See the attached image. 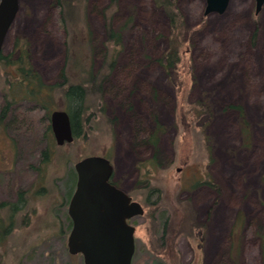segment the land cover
Masks as SVG:
<instances>
[{
  "label": "rangeland",
  "instance_id": "obj_1",
  "mask_svg": "<svg viewBox=\"0 0 264 264\" xmlns=\"http://www.w3.org/2000/svg\"><path fill=\"white\" fill-rule=\"evenodd\" d=\"M56 1L18 0L2 51L10 54L21 37L44 83H62L66 70L78 84L79 68L102 64V2L75 0L64 27ZM176 1L188 29L186 66L169 75L159 63L170 29L155 0H120L114 19L124 47L94 123L84 121L80 137L56 148L39 172L27 166L39 164L44 142L22 137L11 118L0 128V203H15L19 191L25 201L0 245V264H84L68 250L66 192L75 165L91 156L111 160L116 183L136 200L159 191L154 219L145 206L134 221L132 264H264V6L256 13L255 0H231L223 14L205 15L206 0ZM34 130L43 129L37 122ZM165 224L170 240L162 246Z\"/></svg>",
  "mask_w": 264,
  "mask_h": 264
},
{
  "label": "trees",
  "instance_id": "obj_2",
  "mask_svg": "<svg viewBox=\"0 0 264 264\" xmlns=\"http://www.w3.org/2000/svg\"><path fill=\"white\" fill-rule=\"evenodd\" d=\"M85 1L88 2L89 0ZM74 2L75 0L56 1L61 16L60 21L64 27L67 25L68 17L73 15L76 9ZM101 2V13L106 35L104 44L107 50L105 49L102 64L98 70L92 68L90 71H86L79 68L82 76H85L81 83H72L66 70L62 72V83L56 85L44 83L30 63L28 43L21 37L16 38L10 54L0 52V81L3 82L0 91V128L5 129L11 118V120L13 119V127L21 130V133L24 134L21 135L22 137L28 136L30 139H34L35 142H44L46 148L40 151L39 164L37 166L28 164L27 166V168L36 172H39L42 164L51 161V156L59 147L56 144L51 127L52 113L61 109L70 114L75 139H77L80 137L79 129L84 121V124L88 126L94 123L95 113L100 112L99 107L103 105L105 84L119 62L124 47V34L122 28L115 26L114 19L120 7V0H101ZM155 4L164 10L168 18L170 32L167 37V49L159 59V63L171 75L178 71L181 66H186L188 62L189 51L185 48L189 41L186 20L176 0H155ZM67 57L66 64H68L69 55ZM75 63L78 65L77 62ZM59 101L63 104L61 108H58ZM22 103H29L32 107L30 109L22 108L20 106ZM228 108L239 111L243 116L244 110L242 107L231 105ZM101 110L102 112L105 111L104 106L101 107ZM37 113L43 114V117L37 121L43 129L39 136L34 130L37 123L35 121L38 118L35 117ZM242 128L245 139L249 141V125L245 120L242 121ZM10 141L14 145L18 143L14 138H10ZM19 155L20 152L17 157ZM76 183L77 177L71 172L69 175V191L66 192L67 199H71L73 196ZM206 185L218 190V187L211 181H208ZM23 197L24 191H19L15 203H0V214L2 212L6 213V216L2 217L0 215V245L4 243L14 229V218L25 206ZM145 206L150 208V211L147 212L148 219L153 220L159 205L146 204Z\"/></svg>",
  "mask_w": 264,
  "mask_h": 264
},
{
  "label": "water",
  "instance_id": "obj_3",
  "mask_svg": "<svg viewBox=\"0 0 264 264\" xmlns=\"http://www.w3.org/2000/svg\"><path fill=\"white\" fill-rule=\"evenodd\" d=\"M256 1L259 13L264 0ZM230 0H206L205 15L223 14ZM18 0H0V52L18 11ZM51 127L57 146L75 141L70 114L54 111ZM76 190L69 205L72 229L68 250L82 256L84 264H132L136 252V228L128 220L143 216V207L133 202L110 181L114 174L111 161L103 156L87 157L75 165Z\"/></svg>",
  "mask_w": 264,
  "mask_h": 264
},
{
  "label": "flooded vegetation",
  "instance_id": "obj_4",
  "mask_svg": "<svg viewBox=\"0 0 264 264\" xmlns=\"http://www.w3.org/2000/svg\"><path fill=\"white\" fill-rule=\"evenodd\" d=\"M231 1V0H230ZM73 129H74V127H73ZM74 136H75V134H74ZM64 147V146H63ZM105 157V156H104ZM106 158V157H105ZM108 159V158H107ZM111 161V160H110ZM112 163V162H111ZM113 165V164H112ZM113 167H114V165H113ZM110 183L113 185V186H115L116 188H118V189H120V190H122L129 198H131L132 199V201L133 202H136V203H139L142 207H143V209H144V215L143 216H145V214H146V207H145V204H148V205H156L157 203V201L155 202V203H153V202H151V199L153 198V196L154 195H156V193H158L159 191L158 190H151L150 191V193H149V195H147V197H146V201H144L145 203H143L142 201H139V200H136V198L132 195V194H130V191H126L123 187H121V186H119L117 183H116V181H115V168H114V174H113V176H112V178H111V181H110ZM72 198V197H71ZM70 201H71V199L69 200V203H68V210H69V205H70ZM68 212V211H67ZM143 216H139V218H141V217H143ZM156 215H154V217H155ZM68 217H69V219H70V221H71V218H70V216H69V213H68ZM137 218V217H136ZM136 218H133L132 220H128V224L129 225H131V226H133V227H135L136 228V232H137V227L135 226V223H134V221H135V219ZM72 222V221H71ZM167 227H168V225L166 226V224H165V226H164V230H163V233H162V236H161V241H162V246H167L168 245V242H169V231H168V229H167ZM135 241H136V233H135ZM136 253V252H135ZM80 256V255H79ZM135 256V255H134Z\"/></svg>",
  "mask_w": 264,
  "mask_h": 264
}]
</instances>
